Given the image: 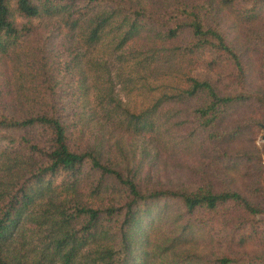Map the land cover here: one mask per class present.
Wrapping results in <instances>:
<instances>
[{"label":"trees","instance_id":"16d2710c","mask_svg":"<svg viewBox=\"0 0 264 264\" xmlns=\"http://www.w3.org/2000/svg\"><path fill=\"white\" fill-rule=\"evenodd\" d=\"M149 9L139 0H0V264H264L258 152L230 158L263 175L253 196L210 184L149 188L142 164L119 166L91 143L98 114L84 111L92 94L101 119L145 136L167 124L162 111L177 110L172 123L185 129L190 105L187 142L240 137L217 128L246 106L263 111L264 93L250 89L251 54L233 31L264 20V0ZM90 49L116 55L127 68L119 77L128 73L131 93L150 90V102L124 103ZM199 61L218 78L196 76ZM170 215L177 235L158 243L155 228Z\"/></svg>","mask_w":264,"mask_h":264},{"label":"rangeland","instance_id":"374dc122","mask_svg":"<svg viewBox=\"0 0 264 264\" xmlns=\"http://www.w3.org/2000/svg\"><path fill=\"white\" fill-rule=\"evenodd\" d=\"M134 1L138 2V0ZM139 1L144 2L148 9L152 7L154 9H169L185 3L187 0ZM225 15L230 17L229 13ZM233 32H236V37L232 34L236 46L242 50L246 49L247 53L251 54L247 59L250 68L249 87L252 91L262 94L264 93V20L257 21L252 26H245L240 30L238 28ZM144 42L146 40L143 38L133 46L138 47ZM103 51L98 50L99 55L96 51L92 52L91 49L88 52L96 58H100L105 69L110 71L111 79L114 82V94L120 97L124 103L134 100L139 109L142 105H147L152 92L146 90L143 91V95L142 92L131 93L130 86L123 81L128 73L119 77V74L126 72L127 68L123 62L117 60L116 55H109L108 52ZM197 64L190 66V70H193L196 76L218 78L215 71L204 69L205 63L199 61ZM92 74L90 71L86 73L89 80L92 79ZM140 74L146 75L143 70H140ZM137 75L134 74V80H138ZM223 85L225 84L218 85V88L221 89ZM84 97L86 101L84 111L94 109L98 114L89 122L87 130L91 143L98 145L104 156L112 159L119 166L139 168L138 164H142L140 172L149 188L188 190L194 189L200 184H210L213 187L227 186L244 194L254 195L253 188L263 175L248 169L245 159L243 163L236 165L230 158L250 150L258 152L264 163L262 130L252 124L254 121H259L260 118L264 121V110L260 111L258 104L238 110L218 126L219 131L237 130L240 134L242 133L235 140L225 143L209 142L201 134L199 135L200 139L198 136L191 143L186 141L188 132L194 128V124H191L190 105H186L182 111L188 114L186 118L189 123L185 129L178 130V127L172 123L174 119L170 118L172 116L170 113L175 115L177 110H170L167 114L162 111L158 113L161 117L160 121H166L167 124L162 125L159 130L157 129V133L141 136L119 130L113 123L101 119L104 116L103 111L94 107L93 95L86 93ZM172 106L170 107L172 108ZM167 126H171L172 137H170V128L168 129ZM172 220L173 217L170 215L156 226L154 239L158 243L177 235ZM198 244L197 241L194 246H198Z\"/></svg>","mask_w":264,"mask_h":264},{"label":"water","instance_id":"95a60500","mask_svg":"<svg viewBox=\"0 0 264 264\" xmlns=\"http://www.w3.org/2000/svg\"><path fill=\"white\" fill-rule=\"evenodd\" d=\"M260 128L262 130L261 141L264 142V124H261Z\"/></svg>","mask_w":264,"mask_h":264}]
</instances>
